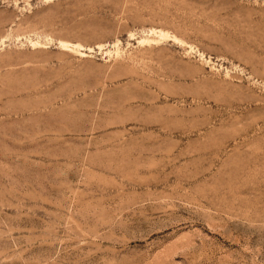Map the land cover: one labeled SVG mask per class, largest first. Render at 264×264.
<instances>
[{
    "label": "rangeland",
    "instance_id": "obj_1",
    "mask_svg": "<svg viewBox=\"0 0 264 264\" xmlns=\"http://www.w3.org/2000/svg\"><path fill=\"white\" fill-rule=\"evenodd\" d=\"M0 264H264V0H0Z\"/></svg>",
    "mask_w": 264,
    "mask_h": 264
}]
</instances>
